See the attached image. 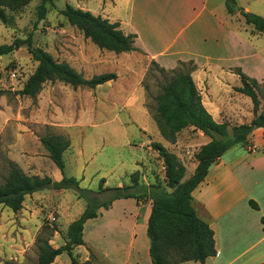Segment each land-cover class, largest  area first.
<instances>
[{"label":"rangeland","instance_id":"1","mask_svg":"<svg viewBox=\"0 0 264 264\" xmlns=\"http://www.w3.org/2000/svg\"><path fill=\"white\" fill-rule=\"evenodd\" d=\"M42 1L31 0L19 9H8L9 22L0 20V42L10 43L32 33L35 46L69 63L84 77L104 72H115L118 77L95 88L48 81L30 97L19 93L37 66L27 47L0 55V185L8 176L9 162L29 175L61 179L60 170L41 142L43 135L59 133L71 141L64 154L65 174L75 176L80 188L97 192L101 178L106 180L105 187L129 185L136 172L140 183H156L170 191L164 161L153 143L160 142L175 153L190 175L198 150L210 140L188 126L170 142L162 136L156 119L162 86L175 71L190 68L189 61L196 63L194 78L206 105L217 107L225 115L224 121L235 125L253 118L252 99L234 89L242 84L239 75L231 74L236 67L257 80L256 90L264 108V32L246 24L239 10L264 16V0H234V13L228 12L226 0H53L46 2L45 18L40 19ZM68 4L111 21L122 20L125 31L139 29L144 35L135 45L146 44L161 54L167 51L160 57L166 66L137 46L138 50L122 53L99 48L62 14ZM134 4L146 13L132 18ZM152 20L165 24V38L177 35L171 44L152 34ZM173 58L176 62L168 66ZM219 66L228 71L226 79L221 77L227 83L224 92L215 91L219 83L212 89L204 79V69L209 67L217 78ZM261 139L264 133L251 136L247 145L234 147L238 161L244 157V150L256 152H246L248 158L239 162L243 175L253 159L264 156L258 153L264 152V143H256ZM258 166L257 176L264 180L263 160ZM108 196L101 195L102 199ZM151 205L150 198L138 202L130 197L114 200L109 209L101 208L98 217L85 223L84 244L73 250L79 264H152L146 251V219ZM86 206L87 199L76 187L34 192L26 196L17 212L0 204V264H35L36 238L43 226L57 229L50 242L58 247L65 242L68 225ZM240 239L243 244L244 239ZM52 264L72 262L64 252Z\"/></svg>","mask_w":264,"mask_h":264},{"label":"trees","instance_id":"2","mask_svg":"<svg viewBox=\"0 0 264 264\" xmlns=\"http://www.w3.org/2000/svg\"><path fill=\"white\" fill-rule=\"evenodd\" d=\"M30 1L0 0V20L8 23L10 18L7 10L19 9ZM47 1L53 0H43L38 7L40 19L45 18ZM234 5V0H226L229 13H234ZM239 10L246 24L251 25L255 31L264 32V16L245 9ZM62 14L101 49L115 53L138 50L135 45L137 35L125 33L119 21H110L101 15H95L89 10L76 8L70 4L66 5ZM22 46L27 47L37 62L35 70L19 91L25 96L35 97L48 81H62L75 88L81 86L95 88L118 77L115 72L84 77L69 63L58 61L43 48L35 46L32 33L26 38H15L10 43L0 42V55L9 54ZM189 62L190 68L175 71L171 79L162 86L161 93L157 96L156 119L162 136L170 142H175L177 134L188 126L201 130L210 140L198 150L197 166L187 178L186 165L178 156L160 142L153 143V147L164 161L170 191L156 183H140L136 172L129 185L105 187L106 180L101 178L97 192L80 188L79 180L75 176L65 174L64 154L71 141L59 133H47L41 137V142L50 159L60 170L61 179L56 180L48 175H29L16 163L9 162L8 176L0 185V204L14 212L23 207L27 195L45 188L59 190L76 187L80 190V196L87 199V206L82 214L68 225L64 244L53 246L50 240L57 229L49 224L43 226L36 238L38 259L35 264H52L56 257L64 252L70 256L72 264H79L73 250L76 246L84 244L87 220L98 217L101 208L109 209L114 200L130 197L138 202L148 198L152 200L146 230L152 264H180L191 260L205 264L208 257L216 255L214 229L198 215L192 203V192L205 179L210 166L218 162L227 150L237 144L247 145L253 132L264 127V108H261L256 90L257 80L245 73L241 67H236L233 72L239 75L242 84L235 86L234 89L252 99L253 118L249 122L235 125L228 121H216L203 104L201 92L192 77L196 65L193 61ZM105 193L109 196L102 199L101 195ZM249 204L255 209L259 208L253 199L249 200ZM6 264L16 263L7 261Z\"/></svg>","mask_w":264,"mask_h":264},{"label":"crops","instance_id":"3","mask_svg":"<svg viewBox=\"0 0 264 264\" xmlns=\"http://www.w3.org/2000/svg\"><path fill=\"white\" fill-rule=\"evenodd\" d=\"M140 13H146L145 9H138L134 4L132 6V18H135V15H139ZM114 21L120 22V27L125 33H135L137 35L135 43L142 39L144 33L139 29L134 28L132 29L133 31H125L123 28L125 24L122 20ZM150 29L154 36L159 39L164 38L166 41H169V43H172L177 36L173 35L174 37L170 36L169 38H165V24L157 23L154 20L150 21ZM136 46L146 52L150 59L157 61L161 65L165 64L160 57H165L167 51L163 52L164 54H161L160 52L151 51L146 44H137ZM176 59L177 58H173L168 66H173L171 64H174ZM164 66H166V64ZM219 69L221 72L216 73L217 78L214 77L213 71L210 67L207 70L204 69V79L212 89L215 88L214 84L217 85V83H219V89H216L215 91L222 92L223 90L224 92V87L227 83L222 79L227 78L228 71L222 66ZM195 72V70L192 72L194 81ZM233 73L234 72L231 71V74ZM222 75L225 76L223 77ZM202 101L216 121H224V118L226 117L217 107L206 105L204 98H202ZM192 127L195 129L194 126ZM198 131L202 132L201 130ZM259 133H264V127L257 128L252 136ZM256 143L258 145L264 143V139L256 140ZM235 146L227 150L218 162L210 166L205 179L192 192V203L198 215L206 220L214 229L217 253L215 256L208 257L205 264H264V221H262V218L264 220V180H262L261 176H257L256 172V170H259L258 162H260V160H263L264 162V156H258V159H253L248 165V172L243 175L240 170L241 168L238 165L239 162H242V159L245 160L248 158L246 152H248L249 155H255L256 152L244 150L245 152L242 151L244 152V157L238 161L236 157H234V154H236L237 151L233 150ZM258 153L264 155V152ZM197 163V159L192 162L193 172ZM192 173L190 175H185V177H190ZM250 199L257 202L259 206L258 209L253 208L249 204ZM252 218L255 219L253 229L250 226V222L253 221ZM147 221L148 218L146 219V222ZM220 226H225L224 230H222ZM240 238L244 239H242L244 241L243 244H240ZM146 251L149 254V245H146ZM180 264L201 263L199 261L191 260Z\"/></svg>","mask_w":264,"mask_h":264},{"label":"water","instance_id":"4","mask_svg":"<svg viewBox=\"0 0 264 264\" xmlns=\"http://www.w3.org/2000/svg\"><path fill=\"white\" fill-rule=\"evenodd\" d=\"M236 10H238V7L236 8Z\"/></svg>","mask_w":264,"mask_h":264}]
</instances>
